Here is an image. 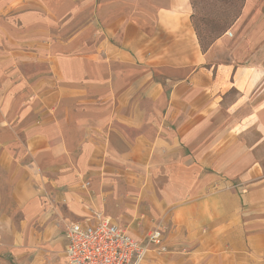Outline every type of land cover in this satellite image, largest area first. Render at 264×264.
<instances>
[{
	"label": "crops",
	"instance_id": "0c3cea01",
	"mask_svg": "<svg viewBox=\"0 0 264 264\" xmlns=\"http://www.w3.org/2000/svg\"><path fill=\"white\" fill-rule=\"evenodd\" d=\"M252 3L201 50L190 0H0V264H68L96 213L162 228L141 264H264Z\"/></svg>",
	"mask_w": 264,
	"mask_h": 264
},
{
	"label": "built area",
	"instance_id": "2783aa9c",
	"mask_svg": "<svg viewBox=\"0 0 264 264\" xmlns=\"http://www.w3.org/2000/svg\"><path fill=\"white\" fill-rule=\"evenodd\" d=\"M93 217L85 223L73 222L67 226L68 264H141L149 251L158 254L168 251L163 230L158 225L141 241L101 213Z\"/></svg>",
	"mask_w": 264,
	"mask_h": 264
},
{
	"label": "rangeland",
	"instance_id": "374dc122",
	"mask_svg": "<svg viewBox=\"0 0 264 264\" xmlns=\"http://www.w3.org/2000/svg\"><path fill=\"white\" fill-rule=\"evenodd\" d=\"M192 5V23L197 26L202 42L207 43L212 37L221 33L237 12H241L245 0H190ZM250 17H254L248 27L232 30L230 39L251 37L264 38V0H253ZM234 23V22H233ZM232 26V25H231ZM230 26V27H231ZM229 27V28H230ZM211 28L214 30L211 32ZM228 28V29H229ZM228 29L222 32L225 33ZM258 60L264 65V45L258 53Z\"/></svg>",
	"mask_w": 264,
	"mask_h": 264
},
{
	"label": "trees",
	"instance_id": "16d2710c",
	"mask_svg": "<svg viewBox=\"0 0 264 264\" xmlns=\"http://www.w3.org/2000/svg\"><path fill=\"white\" fill-rule=\"evenodd\" d=\"M239 14H240V12H237V13L234 15V17H233L228 23L225 24L226 26H224V29L222 30V32L225 31L226 29H228V28L233 24V22L236 20V18L239 16ZM192 17H193V14H191V22H192ZM192 25H193V23H192ZM193 28H194V30H195V34H196V36H197V39H198L199 45H200V47H201V50H206V49L210 46V44H211V43H212L217 37H219L220 35H222V32H221V33L217 34L216 36L212 37L207 43L204 44V43L202 42L201 34H200V32L198 31L197 26H196V25H193ZM210 30H211V32H212V31L214 30V28H211Z\"/></svg>",
	"mask_w": 264,
	"mask_h": 264
}]
</instances>
